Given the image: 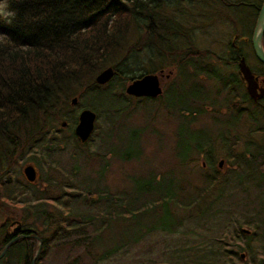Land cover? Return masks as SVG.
Masks as SVG:
<instances>
[{"label": "rangeland", "instance_id": "374dc122", "mask_svg": "<svg viewBox=\"0 0 264 264\" xmlns=\"http://www.w3.org/2000/svg\"><path fill=\"white\" fill-rule=\"evenodd\" d=\"M166 1L167 5L162 4L161 7L167 16L174 17L182 10L185 13L182 14L185 22L197 24L195 20L199 21V26L195 25L192 32V45L200 50H209L216 56H210L211 60H207L213 67L211 71L203 68L201 72L197 71L196 76H192L197 72L193 71L190 64L185 65L181 70L184 73L182 79L179 71L176 74V70L168 78H160L163 91L157 98L143 99L127 95L124 92L127 85L125 75L138 76L140 73L167 69L170 66L169 58L158 54V47L146 36L143 23L133 22L115 58L118 62L115 68L122 70L121 73L118 72L110 81L96 89L89 87L86 82L72 85L65 113L68 126L63 129H46L43 135L35 138L33 146L30 143L18 148L9 160L10 164L9 161H4V166H9L5 172L4 169L0 170V180L6 192L14 196L17 204H14L13 208L19 216L25 214L21 210V199L38 203L45 200L42 199L43 194L54 195L55 197L51 198L57 200L56 205L67 201L78 211L77 214L81 218L98 214L94 227H101L104 219L98 211L103 212L111 203L107 202V197L96 201L94 206L86 199L83 201L86 189L96 190L103 187L105 193L109 192L118 197V200L112 201L116 206L112 205L110 209L121 213L105 220L107 225L97 241L101 246L95 251L88 254L79 249L80 245L71 249V246H66L63 242L74 240L79 233L90 232L88 225L79 231L62 227L57 233H53V225L43 233L49 238L48 251L38 260L36 258L41 250L35 248L32 255V259L35 258L34 264H71V260H75V264H208L209 260H203V252L211 243L212 236H222L226 248L238 247L237 254L232 257L225 256L224 263L221 264H264V183L254 184L252 178L245 175L249 172V166L240 160L246 142L251 139L253 144H261V135L249 134L245 127L238 133L234 131L240 136L237 139L235 154L234 151L230 152V161L226 157V150H230V146L220 140L213 143L216 155L214 160L204 152L190 154L186 162L182 160L187 155L189 140L203 138L205 142L211 141L208 137L216 136L223 129V115L226 116L224 118H230L235 114V111L226 105L220 108L222 116L213 112V108L224 101L228 88L222 86L231 73L234 76L239 75L236 65H227L226 61L238 56L236 49L240 48V54L244 55L254 72L263 71L251 45L250 27L256 24L257 13H249L248 10L239 9L240 7L223 6L217 0H211L210 3L217 7V11L213 13L205 12L201 8L202 0H199V3L196 0ZM4 5L5 2L2 1V13H6ZM176 44L182 47L191 43L186 37L180 36ZM238 59L239 56L236 63ZM226 86L232 87L230 83ZM74 96L78 99L72 104L71 99ZM192 97L201 99L199 105L189 101ZM213 102L215 103L212 104ZM86 105L95 109L91 108L95 111L96 118L93 133L88 142L82 145L75 138L73 129L80 109L89 108ZM181 106L188 108L181 110ZM244 106L240 103L237 109L245 111ZM211 115H215L216 119H212ZM229 137H233V132ZM206 147L208 146H205V149ZM220 159H223V164L219 167ZM230 162L240 163L244 173L231 168ZM27 164L34 165L37 170L38 178L35 183L28 182L24 177L22 170ZM56 167L65 173L56 176ZM214 170L220 177L217 180L227 184L223 196L217 204L212 205L215 220L205 216L185 219L178 211L173 226L169 231H165L161 228H150L152 225L159 227L160 220L169 224L170 216L165 210H150L131 220L122 214L131 215L130 210L134 206L141 205L143 208L158 204L155 199L159 193H168L175 197L184 195L186 191L187 194H195V184L201 186L204 176ZM49 174H53V178H50ZM239 174L242 175L239 177ZM150 177L151 185H144L143 189H140ZM237 178H241V181ZM136 193H141L142 196H134ZM38 196H42V200L37 201ZM135 197L137 199L131 202L130 199ZM51 200L43 201V207L47 206L46 210L57 216L54 211L56 205ZM31 205L41 207V204ZM57 206L59 208L55 210L60 214L61 208ZM7 211L3 210L0 214V223L3 217L7 216ZM21 223L23 228L30 226L43 230L44 227L43 217L38 216L25 219ZM11 224L5 231L15 235L11 239L13 242L19 239L17 234L20 232L15 230L19 223ZM246 225L254 230L253 236L238 235V232L242 231L241 226ZM114 246L116 248H113ZM243 252L245 256L241 258L240 254ZM13 258L0 257V264H3V260H7L9 264V260L14 261Z\"/></svg>", "mask_w": 264, "mask_h": 264}, {"label": "trees", "instance_id": "16d2710c", "mask_svg": "<svg viewBox=\"0 0 264 264\" xmlns=\"http://www.w3.org/2000/svg\"><path fill=\"white\" fill-rule=\"evenodd\" d=\"M2 1L5 2L4 9L6 13L0 11V35L4 36L3 39H0V170L4 169V172L7 170L6 167L9 166H4V161H9L18 148L30 143L33 146L35 138L43 135L42 133L46 129L53 127L63 129L68 126L69 122L65 113L68 98L71 96V90L73 89L72 85L77 86L86 82L91 88L96 89L99 86L94 80L95 75L106 66L117 67L118 62L115 61V58L133 22L136 24L141 21L146 36L158 47V54H164L169 58L170 66L165 70L173 68L174 71L176 70V74L179 71V76L182 79L184 73L181 70L185 65L190 64L195 72H201L200 70L203 68L211 71V68H213L207 60H211L210 56L215 55L209 50H200L192 45V32H194L195 25L199 26V21L195 20L197 24L185 22L183 20L185 13L182 10L177 12L174 17L167 16L164 8L161 7L162 4L167 5L166 0H0V3ZM198 1L196 0V2ZM202 1L201 8L205 12L213 13L217 11V7L210 4L211 0ZM217 1L223 6L240 7L239 9L242 8V10H248L249 13L256 12L257 14L263 2V0ZM205 12L204 15L206 16ZM10 13L15 15H10ZM250 29L253 30V27H250ZM180 36L186 37L191 44L178 47L176 42ZM262 45L264 48V31ZM234 47H236L235 44ZM235 53L239 56L241 53L240 48H237ZM237 57L225 59L227 65L233 64L237 67ZM257 62L263 71L260 70L261 72L255 73L264 75V64L258 60ZM116 70L114 76L122 71ZM198 72L193 73L192 76H196ZM142 74L140 73L138 76ZM135 77L125 75L124 79L129 82ZM226 81L222 87L228 88L227 95L221 104L213 108V112L221 115L220 108L226 105L234 110L235 114L230 118H224L226 116L223 115V129L216 136L208 137L211 141L205 142L203 138L189 140L186 149L187 155L182 160L186 162L190 158V154H200L201 152L209 154L208 156H211L214 160L216 155L213 143L220 140L221 143H228L230 146V150H226V157L230 161L232 159L230 152L234 151L235 154L237 139L240 136H237L234 131L238 133L245 127L250 132L249 134L259 133L262 138V143L257 145L249 139L243 149L244 152L242 151V154H240V160L246 166H249V172L245 175L250 176L256 185L264 183V100L262 106L254 102L245 91L239 75L235 74L234 76L231 73ZM227 83H230L232 87L226 86ZM200 100L198 97L189 99L197 105H199ZM240 103L245 105L243 107L245 111L237 109V105H240ZM86 106L94 109L89 105ZM184 107L181 106V110L182 108H188ZM214 116L211 115L212 119H216ZM62 121L65 123L64 125ZM231 132H233V137H229ZM205 146L208 147L205 149ZM250 147L251 149H249ZM121 157L123 159V156ZM239 164L238 162H232L231 168L239 171V173H244ZM104 167H106L105 164ZM59 173L65 172L56 167V176ZM154 174L153 178L155 179ZM49 175L50 178H53V174ZM240 175L242 174L238 176L240 177ZM218 178H220L219 174L214 170L209 175L204 176L201 186L195 184V194L190 195L186 191L184 195L175 197L174 195H168V193L162 195L159 193L157 194L158 198L155 199L158 204H150V206H144L143 208L141 205H133L134 208L130 210L132 211L131 215L122 214L131 220L144 215L150 210H165L170 216L169 224H165L163 220H160L159 227L150 226L151 229L161 228L165 231H169L173 226L174 217L178 215V211L182 213L180 216L185 219L193 216L194 218L205 216L215 220L212 205L218 203L224 194V187L227 186L220 179L217 180ZM150 180L151 177L141 185L140 189H143L144 185H151ZM237 180L241 181V178H237ZM102 188L99 187L96 190L86 189L88 192L86 191L83 201L86 199L94 206L97 203L96 201L107 197V202L111 204H108L103 212L98 211L104 219L102 223L105 224L106 219L110 220L117 217L121 212L117 213L110 209L112 205L116 206L113 202L118 200V197L109 192L105 193ZM42 196L44 197L42 199L45 200L52 199V203L56 205L57 200L51 198L55 197L54 195L46 196L43 194ZM42 196H38L37 201L42 200ZM134 196L140 198L142 194L139 193L138 195L136 193ZM13 197L6 192L0 180V214L3 210H8L7 213L5 212L7 216L3 217L0 223V252L4 245L15 237L14 234L5 231L6 228L11 226V222H19L21 225L20 231L26 235L11 242L6 249L3 256L14 257V261L9 260V264H32V255L35 248L38 247L37 241L39 242V240L41 242V252L36 259L40 260L48 251L47 247H49V238L43 233L47 232L48 227H53V225L55 227L52 230L53 233H57L58 229L62 230V227H69L73 231H79L80 228H84L86 225L91 228L90 232L79 233L74 240L63 241L64 245L71 246V249L78 248L77 246L80 245L79 249L90 254L98 246H101L97 242L98 237L103 233V229L107 224L104 226L102 224L103 227H94L98 214H89L81 218L77 214L78 211L66 201L61 204L62 206L57 204L61 208L60 214H58L59 211L55 210L59 207L54 206V211L57 213V216H55L46 210L47 206L43 207V201L45 200L32 203L29 200L24 201L21 199L22 209H20L25 214L19 216L13 208V205L17 204ZM136 197L131 198L130 201H135ZM188 200L189 202H186ZM180 201L184 202L181 203ZM31 204H41V207L37 208V206ZM35 216L43 217V230L30 226L22 227V221ZM178 222L180 223L181 219ZM241 227L249 228L250 233L245 234L240 231L238 235H254L255 232L249 225ZM113 248H116V246ZM236 248L238 247L226 248L222 236H212L211 243L203 252V260H209L208 264L224 263L225 256L232 257V255L237 254L238 250ZM239 248L243 249V247ZM77 255L80 254L77 253ZM7 263V260H3V264ZM71 264H75V260H71Z\"/></svg>", "mask_w": 264, "mask_h": 264}, {"label": "water", "instance_id": "95a60500", "mask_svg": "<svg viewBox=\"0 0 264 264\" xmlns=\"http://www.w3.org/2000/svg\"><path fill=\"white\" fill-rule=\"evenodd\" d=\"M264 31V0L259 9L257 20L255 27L253 29L251 44L256 58L264 63V48L262 45V34ZM238 72L241 75L242 80L245 82V88L248 95L253 99L257 100L264 95V86L259 87L257 76L253 73L250 66L247 64L244 56L238 61ZM116 73V70L112 66H107L100 70L95 75V81L98 84H105L108 82ZM161 76H163V71L160 70L158 73H144L139 77L132 79L125 87V92L127 94L139 97V96H147V97H156L162 92V84H161ZM166 77L169 76V73L165 74ZM77 102V97L74 96L71 99V103L74 104ZM96 118V113L90 108H83L79 111L77 117V123L74 126V134L77 136L80 142H86L93 129H94V121ZM65 123H63L64 125ZM223 160H219V166H221ZM24 175L29 181H34L36 179V171L33 165L28 164L23 169ZM18 229L20 226L18 225ZM242 232L249 234L250 229L247 227H242ZM9 243H7L2 252L0 253V257L4 254L6 248ZM245 253H241L240 257L243 258ZM34 259H32V264H34Z\"/></svg>", "mask_w": 264, "mask_h": 264}, {"label": "flooded vegetation", "instance_id": "af4514ba", "mask_svg": "<svg viewBox=\"0 0 264 264\" xmlns=\"http://www.w3.org/2000/svg\"><path fill=\"white\" fill-rule=\"evenodd\" d=\"M241 56V54L239 55V57ZM255 73V72H254ZM255 75L257 76V79H258V84H259V87H263L264 86V75L262 74H257L255 73ZM241 77V76H240ZM243 83V82H242ZM264 100V96H262L261 98L257 99V100H254V102H256L257 104H259L260 106H262L263 104V101ZM37 171V170H36ZM38 174V173H37Z\"/></svg>", "mask_w": 264, "mask_h": 264}, {"label": "bare ground", "instance_id": "6f19581e", "mask_svg": "<svg viewBox=\"0 0 264 264\" xmlns=\"http://www.w3.org/2000/svg\"><path fill=\"white\" fill-rule=\"evenodd\" d=\"M3 38H4V36H2V38H0V39H3ZM12 223H17V224H18L19 222H15V221H14V222H12ZM19 224H20V223H19ZM11 225H12V224H11ZM25 236H26L25 233H23V232H21V231H20V233H18V235H17L18 238H20V237H25ZM11 242H12V240H10V241L7 242V243H9V245H10ZM7 243H6V244H7ZM6 244H5V245H6ZM5 245H4V246H5ZM9 245H8V246H9ZM3 248H4V247H3ZM37 248H38V249H41V242H40V241L38 242V247H37ZM6 249H7V248H6ZM2 250H3V249H2ZM2 250H1V252H2ZM5 251H6V250H5ZM1 252H0V253H1Z\"/></svg>", "mask_w": 264, "mask_h": 264}, {"label": "clouds", "instance_id": "9594fccd", "mask_svg": "<svg viewBox=\"0 0 264 264\" xmlns=\"http://www.w3.org/2000/svg\"><path fill=\"white\" fill-rule=\"evenodd\" d=\"M10 15H13L14 16L15 14L14 13H10Z\"/></svg>", "mask_w": 264, "mask_h": 264}]
</instances>
